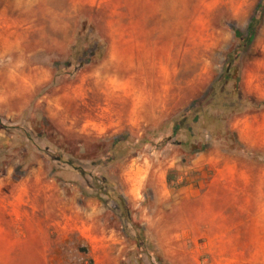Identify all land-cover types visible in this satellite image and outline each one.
Wrapping results in <instances>:
<instances>
[{
	"label": "rangeland",
	"instance_id": "obj_1",
	"mask_svg": "<svg viewBox=\"0 0 264 264\" xmlns=\"http://www.w3.org/2000/svg\"><path fill=\"white\" fill-rule=\"evenodd\" d=\"M0 264H264V0H0Z\"/></svg>",
	"mask_w": 264,
	"mask_h": 264
},
{
	"label": "crops",
	"instance_id": "obj_2",
	"mask_svg": "<svg viewBox=\"0 0 264 264\" xmlns=\"http://www.w3.org/2000/svg\"><path fill=\"white\" fill-rule=\"evenodd\" d=\"M208 232L212 234L213 230L210 229V230H208ZM223 237H226V235L223 236ZM216 239H221V238H220L219 235H217V236H215V237L213 238V241L216 240ZM226 239H227V237H226ZM213 241H212V242H213ZM208 242H211V239H210V238L208 239ZM216 242H217V241H216Z\"/></svg>",
	"mask_w": 264,
	"mask_h": 264
},
{
	"label": "trees",
	"instance_id": "obj_3",
	"mask_svg": "<svg viewBox=\"0 0 264 264\" xmlns=\"http://www.w3.org/2000/svg\"><path fill=\"white\" fill-rule=\"evenodd\" d=\"M250 31H251V32L253 31V26H251ZM229 67H230V64L227 65V69H226L227 72H228V70H229ZM223 79H224V77H223ZM213 89H215V88L213 87Z\"/></svg>",
	"mask_w": 264,
	"mask_h": 264
}]
</instances>
